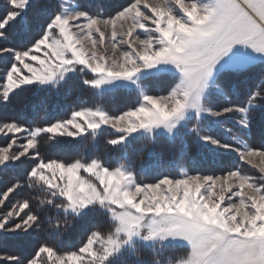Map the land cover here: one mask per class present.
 <instances>
[{
    "label": "snow or ice",
    "instance_id": "1",
    "mask_svg": "<svg viewBox=\"0 0 264 264\" xmlns=\"http://www.w3.org/2000/svg\"><path fill=\"white\" fill-rule=\"evenodd\" d=\"M17 25H26L20 46H3ZM5 55L0 104L29 87L59 96L76 77L101 96L135 88L140 102L115 115L80 107L45 126L0 120L8 140L0 146V170L28 164L21 179L0 190V239L22 240L44 224L50 237L89 225L72 250L42 242L22 259L0 249V264H124L126 256L139 258L141 248L153 257L141 264H264V143L245 138L253 110L261 107L256 102L264 101V0H129L110 14L93 13L77 0H3ZM256 65L262 67L257 90L243 105L231 102L227 77ZM169 75L166 94L146 90L145 82ZM214 95L226 103L213 106ZM209 118L218 125L231 121L241 135L232 128L225 130L230 139L213 135ZM106 127L116 133L108 145L128 149L143 139L141 151L150 155L158 138L179 140L177 162L187 154L186 130L211 150L235 153L258 174L235 166L181 178L164 173L144 183L126 153L127 162L113 167L99 158H44L39 150L42 135L96 138ZM25 188L43 194L35 206L31 197L13 201ZM45 209L54 211L55 222ZM174 248L183 254L171 256Z\"/></svg>",
    "mask_w": 264,
    "mask_h": 264
},
{
    "label": "trees",
    "instance_id": "2",
    "mask_svg": "<svg viewBox=\"0 0 264 264\" xmlns=\"http://www.w3.org/2000/svg\"><path fill=\"white\" fill-rule=\"evenodd\" d=\"M40 3H48L49 0H39ZM58 3L59 0H56ZM83 7L93 13L110 14L121 6L127 5L129 0H77ZM3 1H0V5ZM26 30V25H17L11 30L8 40L2 42L3 46L18 47L21 44V36ZM10 59L7 55L0 57V70H2ZM262 67L256 65L251 71L244 74H232L227 77L225 83L229 92V99L233 103L245 104L249 94L257 90L260 81ZM171 76L153 78L149 84L146 83V90L153 94H166L169 89ZM82 77H76L71 82V87H65L59 96L52 91H44L34 87H29L26 91L20 92L13 98L12 103L0 104V120L18 119L31 126H45L55 120L66 119L71 111L80 107L97 106L102 107L110 114H119L129 108L135 107L140 102L139 93L135 88H119L111 92H106L102 96L95 90L81 83ZM211 103L213 106H219L226 103L222 96L214 95ZM261 107L252 112V127L247 136L250 144L259 146L264 143V101H257ZM234 118V117H233ZM235 119V118H234ZM213 135L222 139H230L231 134L241 135L237 126L229 121L224 124H216L211 118L205 121ZM232 128L229 134L225 130ZM116 135L111 128H105L96 138L86 136L84 139L71 138L67 136H57L49 140L48 135H42L39 140V150L42 157L60 159L62 161H72L77 158L91 159L99 158L105 164L113 167L119 163H126L131 160L135 164V170L138 172L137 179L144 183H153L162 174L167 173L171 177L181 178L183 173L188 175H208L222 170L242 167L249 174L257 175V171L250 166L244 165L239 161L235 153L225 152L223 150H211L208 146L200 144L194 133L186 130L182 131L183 142L187 144L186 156L183 161H176L177 149L180 145L178 140L175 145L167 140L166 137L158 138L156 141V154L150 155L148 151H141L147 141L141 139L135 141L131 148L121 149L107 144V140ZM8 142L6 137L0 135V146ZM125 153L127 160L124 159ZM182 164V167L179 166ZM28 164L21 165L19 168H10L0 170V190L5 185L10 186L14 181L21 179ZM23 183L24 181L21 180ZM22 196L31 197L34 206L38 203L37 197L42 198L43 194L39 189H23L20 196L13 197V201ZM45 216L51 215L55 222V213L51 209H45ZM88 224H77L74 229H70L62 236H49L48 224H44L38 232L32 233L30 237L17 239L9 237L7 241L0 239V249L3 251L20 256L22 259L30 257L38 243L47 242L54 245L61 251L72 250L77 247L84 239ZM107 225H105V230ZM168 253L173 256L183 254L179 248L169 249ZM151 250L141 248L140 256L129 255L124 258V264H141V262H150L152 260Z\"/></svg>",
    "mask_w": 264,
    "mask_h": 264
},
{
    "label": "rangeland",
    "instance_id": "3",
    "mask_svg": "<svg viewBox=\"0 0 264 264\" xmlns=\"http://www.w3.org/2000/svg\"><path fill=\"white\" fill-rule=\"evenodd\" d=\"M0 1H3V0H0ZM141 38H143V36L141 37ZM106 44H107V41H106ZM108 47L110 48L111 47V45L110 44H108ZM234 118H237V116H233ZM234 118H232L233 120H234ZM248 166V165H247ZM257 171V170H256ZM258 173V172H257ZM149 195H159V192H156V193H149Z\"/></svg>",
    "mask_w": 264,
    "mask_h": 264
}]
</instances>
